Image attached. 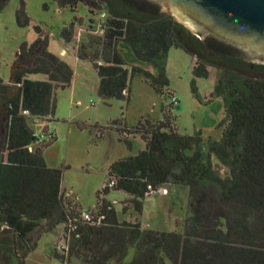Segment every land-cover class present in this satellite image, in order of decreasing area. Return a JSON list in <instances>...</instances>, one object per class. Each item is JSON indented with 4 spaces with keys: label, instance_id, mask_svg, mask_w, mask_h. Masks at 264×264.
<instances>
[{
    "label": "trees",
    "instance_id": "obj_1",
    "mask_svg": "<svg viewBox=\"0 0 264 264\" xmlns=\"http://www.w3.org/2000/svg\"><path fill=\"white\" fill-rule=\"evenodd\" d=\"M56 1L62 8L76 9L89 1L91 8L106 5L109 10L104 36H87L77 50L79 60L91 61L103 100H128L132 79L141 77L170 102L162 106L158 121L141 118L132 128H117L128 148L126 135H139L145 149L110 165L105 185L115 181V186L98 192L95 205L106 214V224L82 221L79 206L62 189L64 167H49L44 158L45 149L57 141L47 124L56 112V92L71 84L74 71L49 51L48 37L36 27L38 38L19 48L10 83L0 77L6 107L0 157V251L8 255L4 264H26V255L36 250L42 234L61 224L68 251L54 255L68 264L73 257L80 264H264V77H246L242 67L248 63L239 50L213 38L192 37L147 0ZM6 3L0 2V10ZM17 19L28 25L23 7ZM79 22L76 17L63 27L64 41H74ZM120 44L156 73L128 63ZM174 47L197 58L195 78H208L210 66L221 72L215 94L224 100L225 117L217 127L218 139L202 130L189 135L178 129L167 76ZM35 74L47 80L28 78ZM35 119L45 124L39 135ZM165 185L188 188L189 216L182 233L144 227L138 218L120 221L115 207L101 197L124 191L129 209L141 215L145 198ZM72 223L77 229L69 232Z\"/></svg>",
    "mask_w": 264,
    "mask_h": 264
},
{
    "label": "rangeland",
    "instance_id": "obj_2",
    "mask_svg": "<svg viewBox=\"0 0 264 264\" xmlns=\"http://www.w3.org/2000/svg\"><path fill=\"white\" fill-rule=\"evenodd\" d=\"M89 4H91L89 1L87 4L80 3L76 9H72L60 7L56 0H7L0 10V77L4 82L11 80L12 68L21 44L24 42L31 44L38 38L36 27L48 37L49 51L59 56L74 71L71 84L56 92V112L47 124L57 135V141L45 149L44 158L49 167H64L63 191L69 201L76 203L82 211H89L95 207L97 193L107 182L112 163L124 156L136 155L145 149V142L139 135L129 136L128 140H131L129 149L127 144L120 140L117 128H132L142 118L141 116L153 122L158 121L159 117H162L160 113L162 106H167L170 102L164 96L149 92V86L142 82L141 77L132 79L128 100H103L99 96L100 80L91 61H81L76 55L81 42L87 36L97 37V34L89 31L90 22L97 21L102 11L109 10L106 5L91 8ZM20 7L25 11L28 25L22 26L18 22L17 12ZM76 17L80 22L75 28V39L68 43L62 39L61 31ZM175 20L180 29H186L192 37L200 39L187 26L176 18ZM63 49H66V54L61 53ZM196 61V57H192L182 48L174 47L168 55V88L179 100V105L172 110V114L176 116V123L182 134L192 135L201 128L205 114L210 109L208 101L211 94L214 95V101L221 99L215 94L221 72L217 67L210 66L208 78H195L193 68ZM246 62L248 65L242 67L246 77H264V65L248 60ZM214 65L222 66L216 61ZM147 70L156 73L150 65ZM29 78L47 80L42 74L30 75ZM91 101L95 104L92 105ZM5 110L4 98L0 97V153L3 151L5 134ZM222 116L224 117V112ZM43 125H45L43 122L33 125L37 135L42 131ZM101 127H108L102 131L104 136L99 130ZM204 134L206 136L212 134L215 139L221 136L220 131L215 128L211 131L204 130ZM167 189V194L158 191L147 196L141 215L129 209L125 203L129 196L124 191H111L107 199L111 203L116 202L114 207L120 221L138 218L144 227L182 233L184 222L189 216L188 188L177 186L172 190L173 188L168 186ZM2 229L3 227H0V231ZM42 229L39 228L32 238L35 239ZM63 234L64 224L52 232L43 233L36 250L26 255L25 263H60L54 254L58 245H66ZM7 260L8 255L1 250L0 264ZM69 263L80 264L74 257Z\"/></svg>",
    "mask_w": 264,
    "mask_h": 264
},
{
    "label": "water",
    "instance_id": "obj_3",
    "mask_svg": "<svg viewBox=\"0 0 264 264\" xmlns=\"http://www.w3.org/2000/svg\"><path fill=\"white\" fill-rule=\"evenodd\" d=\"M147 1L173 15L201 40L214 36L239 50L246 60L264 63V0Z\"/></svg>",
    "mask_w": 264,
    "mask_h": 264
},
{
    "label": "built area",
    "instance_id": "obj_4",
    "mask_svg": "<svg viewBox=\"0 0 264 264\" xmlns=\"http://www.w3.org/2000/svg\"><path fill=\"white\" fill-rule=\"evenodd\" d=\"M107 19H108V12L107 11H102L99 15V18L97 21L94 22V25H93V29H92V33L93 34H97L98 36H104L105 34V31L107 29ZM79 40V38H78ZM66 50L63 51V54H66ZM172 103L176 106L179 105V100L176 98V96H174L172 98ZM91 104L94 105L95 103L93 101H91ZM27 113V112H25ZM35 123H38L39 120L38 119H35L34 121ZM127 137L128 136H132V135H126ZM115 186V181H110V183L108 184V186L104 185L103 188H112ZM167 185L159 188L158 191H160L162 194H167L168 193V189H167ZM102 188V190H103ZM157 191V192H158ZM157 192H153L151 191L149 195H154L156 194ZM102 198H107L106 195L102 194L101 195ZM114 204H116V202L114 203H111L112 207L114 206ZM111 206H109V209L112 208ZM80 211V214H81V220L82 221H85V222H88L89 224H91L92 226H102L104 224H106V214L105 213H102L100 210H98L96 207H94L93 209L89 210V211H82V210H79ZM77 229V226L75 224H71L70 225V230L69 232L71 231H75ZM69 235V234H67ZM79 236V235H78ZM63 237H64V234H63ZM65 240V246H61V245H58L57 248H56V251L61 253V254H67V251H68V244H67V240L64 238ZM58 264H68L67 262H64L62 260H60V263Z\"/></svg>",
    "mask_w": 264,
    "mask_h": 264
},
{
    "label": "crops",
    "instance_id": "obj_5",
    "mask_svg": "<svg viewBox=\"0 0 264 264\" xmlns=\"http://www.w3.org/2000/svg\"><path fill=\"white\" fill-rule=\"evenodd\" d=\"M64 50H66V49L62 50V52H61L62 54H63ZM119 52L125 57V59L127 60L128 63H130V64H139V65L143 66L144 68L148 69V64L137 62V60L135 59L132 51L126 45L120 44L119 45ZM153 73H155V72H153ZM28 78H29V76H28ZM10 81L9 82H5V83L8 84V83H10ZM148 90H149V92H151L153 94L155 93L154 90L150 86H149ZM213 97H214L213 94H211V98L208 101V103H209V107L208 108H210V109H209V111L206 112L205 118L203 117L204 118L203 122H202L203 125L201 126L200 129H197V130H202L203 133H204V130L205 131L206 130L211 131L214 128L217 129V127L219 126L220 122L225 117V103H224L223 98L219 97V98H221L219 101H214ZM223 112H224V117L222 116ZM160 113L162 115V111H160ZM147 115H149V114H147ZM141 117L143 118L144 116H141ZM159 118L161 119L162 117L160 116ZM101 135L104 136V133L101 132ZM208 136H212V134H209ZM212 137H214V136H212ZM128 138H129V136H128ZM129 142L131 143V140H129ZM129 149H131V146H130ZM129 156H132V155H129ZM124 157H128V156H124ZM171 187L173 188L172 190H174L177 186H171ZM62 189H63V186H62Z\"/></svg>",
    "mask_w": 264,
    "mask_h": 264
},
{
    "label": "flooded vegetation",
    "instance_id": "obj_6",
    "mask_svg": "<svg viewBox=\"0 0 264 264\" xmlns=\"http://www.w3.org/2000/svg\"><path fill=\"white\" fill-rule=\"evenodd\" d=\"M152 3V2H151ZM155 4V3H154ZM207 38H213V39H215V40H217V41H219V42H222V43H224V44H226V45H229V44H227V43H225V42H223V41H221V40H219V39H217V38H215L214 36H208ZM230 46V45H229ZM257 64H260V65H264V63H257ZM4 131H5V124H4ZM3 144H4V142H3ZM2 152L3 151H1V155H2ZM0 155V156H1Z\"/></svg>",
    "mask_w": 264,
    "mask_h": 264
}]
</instances>
